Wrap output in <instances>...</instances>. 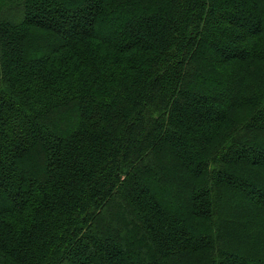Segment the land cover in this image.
<instances>
[{
  "label": "trees",
  "instance_id": "trees-1",
  "mask_svg": "<svg viewBox=\"0 0 264 264\" xmlns=\"http://www.w3.org/2000/svg\"><path fill=\"white\" fill-rule=\"evenodd\" d=\"M0 264H264V0H0Z\"/></svg>",
  "mask_w": 264,
  "mask_h": 264
},
{
  "label": "rangeland",
  "instance_id": "rangeland-1",
  "mask_svg": "<svg viewBox=\"0 0 264 264\" xmlns=\"http://www.w3.org/2000/svg\"><path fill=\"white\" fill-rule=\"evenodd\" d=\"M257 77V76H256ZM217 87H219V86H217ZM234 169V168H233ZM231 227L233 228V229H235V230H239L240 228H239V226H237L236 224H234V223H231Z\"/></svg>",
  "mask_w": 264,
  "mask_h": 264
}]
</instances>
